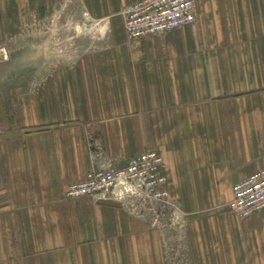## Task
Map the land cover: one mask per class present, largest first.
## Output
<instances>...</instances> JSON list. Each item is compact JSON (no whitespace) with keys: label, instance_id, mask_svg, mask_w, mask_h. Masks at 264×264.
Returning <instances> with one entry per match:
<instances>
[{"label":"crops","instance_id":"crops-1","mask_svg":"<svg viewBox=\"0 0 264 264\" xmlns=\"http://www.w3.org/2000/svg\"><path fill=\"white\" fill-rule=\"evenodd\" d=\"M61 1L0 0V264H264V211L226 208L264 168V0H197L193 24L135 40L138 0H80L77 32L44 24ZM146 151L174 204L160 226L65 196Z\"/></svg>","mask_w":264,"mask_h":264},{"label":"built area","instance_id":"built-area-1","mask_svg":"<svg viewBox=\"0 0 264 264\" xmlns=\"http://www.w3.org/2000/svg\"><path fill=\"white\" fill-rule=\"evenodd\" d=\"M197 0H138L123 11L126 37L135 40L163 35L196 21ZM2 58L7 59L5 51ZM163 159L154 151L135 155L120 164L103 163L89 171L81 181L69 185L65 196L114 200L137 216L148 215L152 226H160L164 207L173 209V201L166 189ZM229 212L247 218L264 211V168L232 187ZM175 210L168 223H180Z\"/></svg>","mask_w":264,"mask_h":264},{"label":"rangeland","instance_id":"rangeland-1","mask_svg":"<svg viewBox=\"0 0 264 264\" xmlns=\"http://www.w3.org/2000/svg\"><path fill=\"white\" fill-rule=\"evenodd\" d=\"M81 9H82V6H81L80 0H62L60 3H58L51 9L52 11L50 15L45 19L44 24L46 26H56V27L64 25L66 27H69L70 29L73 28V31H76V32L78 28H79L78 31H81L83 27L91 28L93 22H90V23L85 22L84 17H82L80 14ZM48 36L49 35L46 34V38ZM73 36L75 37V33H73ZM29 39L30 40H28L27 43L31 45L32 39L31 37ZM66 39H68V37L67 38L62 37V40H59V42H57L58 44L56 47V53H58L57 55L59 56L65 55V50H67V47L65 46L67 44L64 41ZM4 50L5 49L3 48L0 49V55H3L1 52H3ZM5 52H8L7 57L8 56L15 57L16 55L13 49L10 51L7 49V51L5 50ZM174 264H187V261L184 257H177L176 262Z\"/></svg>","mask_w":264,"mask_h":264}]
</instances>
